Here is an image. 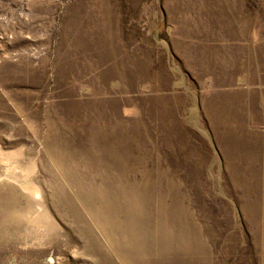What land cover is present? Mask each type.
Segmentation results:
<instances>
[{"label":"rangeland","instance_id":"rangeland-1","mask_svg":"<svg viewBox=\"0 0 264 264\" xmlns=\"http://www.w3.org/2000/svg\"><path fill=\"white\" fill-rule=\"evenodd\" d=\"M0 145L58 226L0 264H264V0H0Z\"/></svg>","mask_w":264,"mask_h":264},{"label":"bare ground","instance_id":"bare-ground-1","mask_svg":"<svg viewBox=\"0 0 264 264\" xmlns=\"http://www.w3.org/2000/svg\"><path fill=\"white\" fill-rule=\"evenodd\" d=\"M36 168L32 159L26 160L22 150L6 151L0 145V243L1 241L10 242L13 238L26 232L34 233L32 237L23 240L26 244L32 240H37L40 243L43 242L39 239L43 237L40 231L47 223L51 222L54 229L58 227L52 219L51 209L48 207L51 203L46 188L50 186L53 194H55L56 189L53 185L56 181L43 177L35 180L33 175ZM63 194L66 195L64 190ZM89 196L100 200L97 210L101 219H106L101 211L109 217H114L115 208L113 204L107 202V195L102 190L99 189ZM21 201L24 203L22 204ZM116 225L119 224L116 223ZM104 227L108 228L110 225L106 224ZM108 233L110 239L115 238L116 232L114 230H108ZM12 235L14 237L11 238ZM122 235L124 236L123 231ZM127 247L130 250L128 255H125L127 261H130L131 255H138L142 250L138 244L128 243ZM158 248L164 249L166 246L160 245ZM176 249L185 252L190 248L182 245L177 246ZM160 251L164 252V250Z\"/></svg>","mask_w":264,"mask_h":264}]
</instances>
